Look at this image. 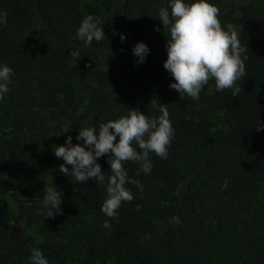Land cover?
<instances>
[{"label": "trees", "instance_id": "1", "mask_svg": "<svg viewBox=\"0 0 264 264\" xmlns=\"http://www.w3.org/2000/svg\"><path fill=\"white\" fill-rule=\"evenodd\" d=\"M212 2L226 30L240 27L246 71L238 96L210 80L194 101L169 88L163 67L167 29L155 16L166 0H0V62L13 69L0 99V264H29L32 246L50 264H264V129L256 130L264 124V0ZM88 14L104 22L105 39L86 46L74 37ZM138 41L150 48L140 64ZM161 103L175 130L167 158L150 153L152 171L139 176L124 162L144 188L127 184L132 201L107 217L105 188L61 173L52 145L69 135L75 144L80 125L128 108L158 115ZM98 162L107 178V154ZM55 186L62 204L52 217L38 207L32 218L17 198L20 214L39 225L38 241L11 220L3 192L26 189L36 199Z\"/></svg>", "mask_w": 264, "mask_h": 264}, {"label": "clouds", "instance_id": "2", "mask_svg": "<svg viewBox=\"0 0 264 264\" xmlns=\"http://www.w3.org/2000/svg\"><path fill=\"white\" fill-rule=\"evenodd\" d=\"M220 9L212 0H166L158 18L163 29H167V59L163 67L173 81L170 89L176 90L183 100L186 96L199 100L202 89L210 80L215 82L216 91L231 89L232 96H238L241 87L237 83L245 75L247 50L241 44L238 33L222 26L219 19ZM154 17V16H153ZM104 22L100 17L88 14L83 17L75 33V39L88 46L95 40L105 39ZM157 31L160 29L156 27ZM123 42L126 34L120 33ZM137 64L143 63L150 52L149 46L138 41L132 49ZM13 69L0 62V99L9 91ZM167 104L153 105L158 115L146 114L138 108H128L127 114L117 119H109L98 125L85 122L80 125L76 141L71 135L63 144L52 145L57 159H63L59 171L76 182L85 183L94 179L96 184L105 188L106 196L100 211L107 217L118 215L122 202L133 199L127 184H133L143 191L144 185L128 175L124 162L137 164L136 175L150 174L152 160L150 153L166 159L168 149L175 136L169 117ZM264 129L260 121L256 130ZM82 141V143H79ZM107 154L110 175L105 177L98 159ZM70 166V167H69ZM38 206L47 210L52 217L61 211L62 192L55 187H45L42 198H36ZM176 220L172 217L169 223ZM145 239H150L146 235ZM29 264H50L44 251L38 246L30 248Z\"/></svg>", "mask_w": 264, "mask_h": 264}, {"label": "rangeland", "instance_id": "3", "mask_svg": "<svg viewBox=\"0 0 264 264\" xmlns=\"http://www.w3.org/2000/svg\"><path fill=\"white\" fill-rule=\"evenodd\" d=\"M0 21L1 22L5 21V15L4 14H0ZM229 28L231 30H235V31L240 30V27L237 25H234V24H229ZM182 123L184 125H186L188 123V120L185 118V119H183ZM29 156L31 159H34L35 151L30 150ZM0 176H1V173H0ZM3 193H4V197H5V203L8 205V208H9V216H10L11 220L15 221L17 223L18 227L21 230H23L25 232V234L32 235L35 237L36 240L41 241L42 236L39 232L38 223L33 222V221H31L29 223L27 218L24 215L22 216L20 214L19 207H18L19 202H18L17 198H23L22 203L25 206L29 207L28 213L32 216V218L35 217L36 215H38V213L40 211L38 210V207H39L38 202L36 201V199H34L35 198L34 195L30 194V190H26V189H21L19 191L18 195H14V193H12L9 190H5ZM71 264H78V263L72 262Z\"/></svg>", "mask_w": 264, "mask_h": 264}]
</instances>
